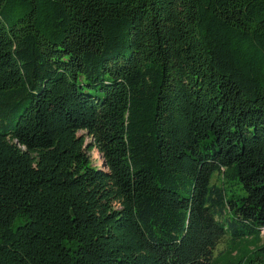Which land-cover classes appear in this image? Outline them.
Wrapping results in <instances>:
<instances>
[{
	"label": "trees",
	"instance_id": "obj_1",
	"mask_svg": "<svg viewBox=\"0 0 264 264\" xmlns=\"http://www.w3.org/2000/svg\"><path fill=\"white\" fill-rule=\"evenodd\" d=\"M263 229L264 0H0V264H264Z\"/></svg>",
	"mask_w": 264,
	"mask_h": 264
},
{
	"label": "rangeland",
	"instance_id": "obj_2",
	"mask_svg": "<svg viewBox=\"0 0 264 264\" xmlns=\"http://www.w3.org/2000/svg\"><path fill=\"white\" fill-rule=\"evenodd\" d=\"M92 157L94 160V164L100 167H103V159L101 154L97 151V150H93L92 151ZM217 175L214 176V180L216 179ZM262 233L264 235V229L262 230ZM228 246V238L224 239L223 241H221L219 243V245L216 247V253L220 252V251H225L227 249Z\"/></svg>",
	"mask_w": 264,
	"mask_h": 264
},
{
	"label": "water",
	"instance_id": "obj_3",
	"mask_svg": "<svg viewBox=\"0 0 264 264\" xmlns=\"http://www.w3.org/2000/svg\"><path fill=\"white\" fill-rule=\"evenodd\" d=\"M103 166H106V162H103Z\"/></svg>",
	"mask_w": 264,
	"mask_h": 264
}]
</instances>
